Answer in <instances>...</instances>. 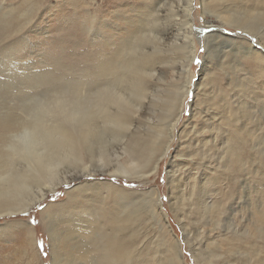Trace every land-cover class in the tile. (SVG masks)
Returning <instances> with one entry per match:
<instances>
[{
  "label": "rangeland",
  "instance_id": "374dc122",
  "mask_svg": "<svg viewBox=\"0 0 264 264\" xmlns=\"http://www.w3.org/2000/svg\"><path fill=\"white\" fill-rule=\"evenodd\" d=\"M217 1L216 9L192 1L193 26L202 27V34L193 37L195 57L183 71L185 26L144 16L151 8L167 14L164 0H0V15L9 13L20 23L0 41L2 113L7 107L19 114L24 101L34 104L50 81L97 88L121 76L120 65L147 60L155 78L144 80L139 111L152 123L145 131L150 144L139 163L143 169L162 150L166 93L183 84L188 90L174 138L153 174L131 179L78 173L28 211L1 216L0 264H52L46 216L55 215L56 229L76 234L71 230L80 220L74 223L85 215L82 199L104 196L106 189L92 185L111 182L123 186L126 203L138 197V264H177L170 251L177 245L183 264H264V60L242 49L264 50V44L222 20L229 3ZM149 29L160 42L148 38ZM215 32L220 37L213 38ZM105 63L108 73L97 75L94 67ZM23 226L36 241V261L31 244H24Z\"/></svg>",
  "mask_w": 264,
  "mask_h": 264
},
{
  "label": "bare ground",
  "instance_id": "6f19581e",
  "mask_svg": "<svg viewBox=\"0 0 264 264\" xmlns=\"http://www.w3.org/2000/svg\"><path fill=\"white\" fill-rule=\"evenodd\" d=\"M164 1L169 5L167 14L160 15L151 8V12L144 16L153 21L162 16L185 26L189 43L180 66L186 71L195 57L193 37L199 38L196 34L201 33L202 27L196 29L193 26V0ZM223 1L229 6L223 10L225 14L218 16L244 33L256 36L264 44V0ZM200 3L203 9L212 5L216 9L218 1L200 0ZM19 24L9 13L0 15V41L15 34ZM147 33L148 38L160 42L161 36L155 30L149 29ZM226 33L236 38V35ZM212 36L216 38L220 34L215 32ZM262 48L242 46L247 53L264 60ZM148 63L135 57L126 65H120L121 76L112 82H102L97 88L90 84L50 81L45 85L48 87L42 98L34 104L25 101L20 104L19 114L9 112L7 107L2 113L3 107H0V217L28 211L50 192L76 179L78 173L88 177L108 174L138 179L156 171L159 160L167 153L174 138L173 130L188 90L183 84L181 90L166 93L167 104L162 108L163 124L166 125L161 133L162 150L152 163L141 169L139 163L148 155L150 144L148 138L145 139V131L152 125L149 118L139 112L146 97L144 80L155 78V68ZM109 68L107 63L99 64L94 67V72L102 76ZM49 76L47 74L46 78ZM156 78L161 81L160 76L156 75ZM161 121L162 118L159 124L163 125ZM85 157H89L88 164ZM122 187L112 182L97 183L92 188L106 189V196L96 192L82 199L80 195L84 201L80 212L85 215L83 219L74 220L75 225L80 220L79 225L71 230L76 234L56 229L55 215L49 213L46 216L50 220L48 225L53 241L52 264H138V197H130L131 201L126 203ZM81 190L83 187H79L76 193ZM110 198L119 208L110 205ZM20 230L25 232L24 244L32 246L31 260L36 261V241L31 230L27 227ZM178 246H170V251L175 254L177 264H183Z\"/></svg>",
  "mask_w": 264,
  "mask_h": 264
}]
</instances>
